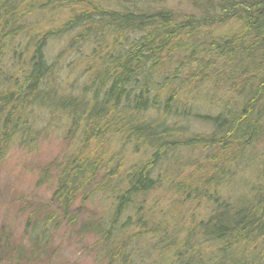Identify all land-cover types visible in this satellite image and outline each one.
Listing matches in <instances>:
<instances>
[{
    "label": "trees",
    "instance_id": "16d2710c",
    "mask_svg": "<svg viewBox=\"0 0 264 264\" xmlns=\"http://www.w3.org/2000/svg\"><path fill=\"white\" fill-rule=\"evenodd\" d=\"M167 2L0 0V164L49 128L68 144L38 177L51 204L24 207L28 242L0 228V264H37L96 200L81 227L106 264H264V0Z\"/></svg>",
    "mask_w": 264,
    "mask_h": 264
},
{
    "label": "rangeland",
    "instance_id": "374dc122",
    "mask_svg": "<svg viewBox=\"0 0 264 264\" xmlns=\"http://www.w3.org/2000/svg\"><path fill=\"white\" fill-rule=\"evenodd\" d=\"M166 5L172 9L185 11L189 9V0H168ZM49 18V16H47ZM30 22L38 27V13L30 17ZM66 37L53 39L49 45L48 53L53 59L61 50ZM215 112L217 111L214 108ZM191 127L198 132H209L211 126L207 123L196 121ZM62 129H51L49 132L41 133L35 137L34 146H24L15 143L9 154L0 164V228L10 235L11 245L28 242L27 215L24 207L38 205L41 203L51 204L53 179L48 183H38V177L42 169L51 161H60L68 151L67 140L64 139ZM183 158L193 156L194 160L202 159L203 154L190 153L187 149L182 152ZM192 154V155H189ZM128 164L141 161L144 154L126 153ZM161 170L164 169L160 167ZM242 176V172H238ZM237 182H240L238 180ZM166 185H163L149 197L159 198L164 206L166 202L161 199L165 193ZM233 195L238 190L234 183L228 187ZM228 197V196H225ZM26 199L28 203H24ZM23 201V204L21 202ZM106 207L108 206L107 202ZM105 207L101 201L79 203L74 212L79 214V221L74 227H63L53 237V242L46 254L38 259L37 264H106L103 257L104 250L98 242V237L90 231H84L81 227L83 221L88 218H99L104 213ZM204 218L207 211L199 206ZM25 242V244H26ZM147 246V245H145ZM154 257V256H153Z\"/></svg>",
    "mask_w": 264,
    "mask_h": 264
}]
</instances>
